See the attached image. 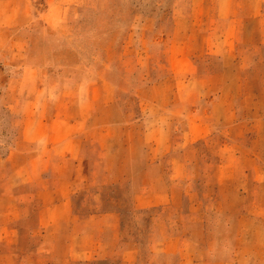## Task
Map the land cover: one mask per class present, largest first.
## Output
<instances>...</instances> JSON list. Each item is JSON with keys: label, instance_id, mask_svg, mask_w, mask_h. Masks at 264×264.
<instances>
[{"label": "rangeland", "instance_id": "1", "mask_svg": "<svg viewBox=\"0 0 264 264\" xmlns=\"http://www.w3.org/2000/svg\"><path fill=\"white\" fill-rule=\"evenodd\" d=\"M185 2L0 0L1 153L5 152L11 139L22 136L21 110L3 105L13 95L18 99L19 88L10 94L6 86L28 62L37 66L41 63L40 69H48V75L50 72V78L45 76L44 80L47 90L62 89L61 94L54 91L40 93L42 97L51 102L63 99L69 104L88 100L85 109L75 106L66 109V115L71 117L88 113V121L77 131L82 138L79 154L82 166L110 170L101 174L100 182L92 180L93 184L67 190L72 208L76 213L120 210L123 240L138 241L136 264L174 262L175 256L152 252L157 246L150 241L152 224L166 221L174 230H183L184 223L190 220L186 214L188 187L199 188L205 193L216 187L218 173H213L215 168L220 165L231 168L235 160L230 157V149H225L228 141H237L239 148L245 147L244 150L250 145L255 146L257 153L264 151V124H252L253 119L264 112V68L251 70L247 68L248 61L231 58L224 63L218 59L214 47L210 51L199 42L194 43L207 32L217 36L220 31L193 29L189 32L182 27L183 23H176L178 13L174 10ZM2 14L4 20L9 18V23H3ZM6 14L9 17L6 18ZM44 23H48L46 28ZM39 28L44 31L40 33ZM184 31L187 33L185 38L192 40L189 47L192 60L186 68L172 72L166 58L171 47H177L171 46L174 37L181 38ZM40 58L43 61H39ZM206 70L208 75H200ZM236 71L243 75L237 77ZM148 85L157 87L149 91ZM221 90L225 92L222 96ZM31 95L34 94L28 96ZM190 115L206 118L210 126L204 137L189 138L183 145L181 134L187 129ZM167 123L171 131L165 128L159 150L165 152L168 147L169 151L156 161L163 179L174 182L181 191L174 204L135 210L127 180L134 176V170L150 160L147 152L148 145L153 142L152 136L162 138V129L157 127ZM20 142L29 144L25 140ZM178 153H184L186 162L194 165L188 177L170 176L171 155ZM251 155L244 153L237 162L236 173L230 176L232 186L239 188L251 203L241 202L239 196L231 200L232 203L228 202V197L225 203L210 205L204 214L209 236L202 241L209 250L200 249V255L209 256L214 246L221 245L220 255L227 259L234 243L235 263L264 264V253L253 247L254 243L263 244L264 205L254 202H262L264 190L243 173L252 163L254 155ZM68 157L65 156V163L71 165L72 160ZM22 158L18 153L7 165L16 168ZM3 160L0 156V165ZM226 172L225 175L230 174L228 169ZM3 188L0 183V212L9 210V223L19 234L17 243L9 244L16 250L17 257L11 264H120L118 257L69 262L67 257L50 254L40 260H37L38 256H29L30 251L35 254L42 245L41 226L36 217L39 198L33 195L30 186L22 185L7 201L2 196ZM2 214L6 220L7 215ZM199 216L203 217V213ZM24 248L28 249L26 253L19 251Z\"/></svg>", "mask_w": 264, "mask_h": 264}, {"label": "crops", "instance_id": "2", "mask_svg": "<svg viewBox=\"0 0 264 264\" xmlns=\"http://www.w3.org/2000/svg\"><path fill=\"white\" fill-rule=\"evenodd\" d=\"M185 1L184 5H180L174 10L178 13L176 23H183L182 27L189 32L193 29H218L220 31L217 36L212 35V32H207L204 38L195 40L194 43L199 42L210 51L214 47L218 59L224 63H227V60L231 58V60L248 61L247 68L251 70L264 68V0ZM3 15V23H9V18H7L9 15L6 14L7 20L3 19ZM47 26L48 23L43 24L44 28ZM44 28H39V32H43ZM186 31L182 33L181 38L174 37V41L171 43V46H177L175 49L171 47L170 54L166 58L172 72L186 68L192 60V53L189 50L192 40L185 38ZM39 61H43V59L40 58ZM29 63L24 65L18 75L12 77L6 86V89L10 90V94H14L18 87L22 97L18 91V99L13 95L11 99L8 98L6 103H3L5 106H10L11 109L21 110L22 136L11 139V143L6 147L4 153H1L0 148V156L4 159L0 165V170H2L0 183L4 187L2 196L9 201L11 196L14 197L18 188L28 185L33 195L39 198L40 205H38L36 217L41 226L39 235L42 245L34 251L35 254L30 251L29 256H38L37 260H40L46 254H50L67 257L69 262L75 260L91 262L96 259L105 260L118 257L120 264H136L139 252L138 241L123 240L121 211L112 208L90 213H76L72 208L70 193L67 192L73 187L81 188L85 187L87 183L93 184L92 180L100 182L99 178L103 177L101 174L110 172L104 168L96 170L91 166L87 168L82 166L79 155L82 138L77 131L88 121V113H82L80 116L77 113L73 117L66 115V109L69 106L71 108L75 106L76 109L88 107V100L69 104L63 102V99L51 102V100L42 97L40 93L54 91L61 94L62 89L54 87V89L47 90L44 80L46 77L50 78V72L48 75V69L42 71L41 63L38 66L36 63ZM208 74L207 70L200 73L202 76ZM239 74L243 75V72L236 71L237 77ZM146 87L149 90L157 86L148 85ZM224 93L221 90L220 96ZM30 94L34 95L28 96ZM253 120V125L263 126L264 112L259 118L256 117ZM159 126L162 129L160 134L162 138L154 135L152 136L153 140L150 139L153 141L148 145L147 155L150 160L134 170V176L127 180L134 209L138 211L174 204L178 191H181L174 182L164 180L160 174V165L156 159L168 153L169 149L167 147L165 152H161L159 141H164L165 130L171 131V126L168 123L165 126L161 124L157 129ZM208 126L210 123L206 118L200 115L188 116L187 129L181 134L183 145L189 141V138L197 140L204 137ZM22 140L29 144L23 143L22 145L20 142ZM228 144L226 143L225 149L226 151L230 149V157H234L235 160L231 164V168H225L226 166L222 165L215 168L213 173H218L216 187L206 193L200 191L199 188L188 187V192H186L188 194L186 198L188 211L186 214L190 220L184 223L183 230H174L166 221L152 224L149 234L150 241L151 244L157 245L154 246L152 252L156 251L160 255L176 257L174 262H165V264H237L234 261V243H231L232 251L227 259L220 255L223 248L221 245L214 246L211 250L212 254L209 256L199 254L200 249L209 250L202 241L204 237L209 236V231L204 223V214L210 205L225 203L228 197L230 198L228 202L232 203L231 200L239 196L241 202L251 203L239 188L232 186L230 179V176L233 177V173H236L237 162L244 156V153L249 157L253 154L259 160L253 156L252 163L244 168L243 173H246L252 182L260 184L264 190V151L263 154L257 153L255 146L250 145L245 150V147L241 149L238 142L233 139L228 141ZM18 153L22 154L23 158L16 168L7 165V162H10V159ZM65 156L71 158V165L65 163L67 160ZM185 156L184 153L183 155L180 153L171 155L169 166L171 177L175 178L179 175L188 177L194 169L192 163L186 162ZM58 158L62 159L58 160ZM227 169L231 175H225ZM262 193V202L256 201L255 204L264 205V191ZM8 211L7 209L2 211L7 215L8 220H4V215L0 212V264H11L15 261L14 258H17L14 252L16 250L11 249L9 244L17 243L19 234L12 229L9 223L11 220H9ZM201 212L203 217H197ZM262 220L264 221V214ZM262 238L263 244L254 243L253 247L264 253V230H262ZM25 249L19 251L26 253L28 249Z\"/></svg>", "mask_w": 264, "mask_h": 264}]
</instances>
